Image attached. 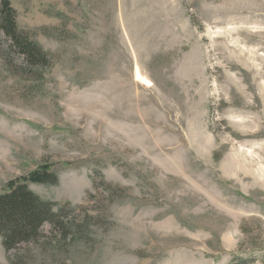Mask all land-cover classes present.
I'll list each match as a JSON object with an SVG mask.
<instances>
[{
	"label": "rangeland",
	"instance_id": "374dc122",
	"mask_svg": "<svg viewBox=\"0 0 264 264\" xmlns=\"http://www.w3.org/2000/svg\"><path fill=\"white\" fill-rule=\"evenodd\" d=\"M10 1L52 62L0 30V194L77 209L0 264H264V0Z\"/></svg>",
	"mask_w": 264,
	"mask_h": 264
},
{
	"label": "trees",
	"instance_id": "16d2710c",
	"mask_svg": "<svg viewBox=\"0 0 264 264\" xmlns=\"http://www.w3.org/2000/svg\"><path fill=\"white\" fill-rule=\"evenodd\" d=\"M0 30L5 34L7 52L19 54L29 66V73L36 79L44 68L51 65L52 56L31 37L30 32L21 29L17 11L10 0H0ZM59 176L51 165L44 163L28 175L10 180L0 194V237L6 251H18L28 243H37L45 237L44 227L51 225L54 242L75 240L72 223L67 221L69 212L77 209L71 203L57 207L56 203L37 194L30 183L55 184ZM74 237V238H73Z\"/></svg>",
	"mask_w": 264,
	"mask_h": 264
}]
</instances>
